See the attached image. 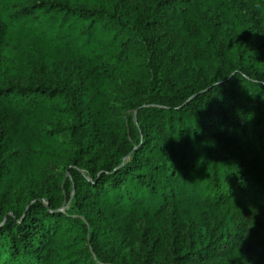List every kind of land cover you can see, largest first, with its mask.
<instances>
[{
    "label": "trees",
    "instance_id": "1",
    "mask_svg": "<svg viewBox=\"0 0 264 264\" xmlns=\"http://www.w3.org/2000/svg\"><path fill=\"white\" fill-rule=\"evenodd\" d=\"M210 1L0 0V264H264V0Z\"/></svg>",
    "mask_w": 264,
    "mask_h": 264
},
{
    "label": "rangeland",
    "instance_id": "2",
    "mask_svg": "<svg viewBox=\"0 0 264 264\" xmlns=\"http://www.w3.org/2000/svg\"><path fill=\"white\" fill-rule=\"evenodd\" d=\"M211 2L212 1L209 2L210 4L208 5L206 9L207 15L210 17L211 20H216L215 18H218L219 21H222V22L229 20V17L232 16L237 6L234 0H217L214 3H211ZM26 74L30 77L34 75L33 72L31 71L26 72ZM56 74L59 79L60 78L64 79L65 75L68 74V71L60 69L58 73ZM18 79L20 80L19 81L20 83H26L28 80H30V79L23 80L21 78H18ZM122 92H123L122 89L119 87L118 93L116 94L114 101H113V109L117 114L132 112L131 110L127 109L129 108V104L123 100ZM0 111L4 113V110H0ZM8 119L10 121L15 120V115L10 113L8 115Z\"/></svg>",
    "mask_w": 264,
    "mask_h": 264
}]
</instances>
